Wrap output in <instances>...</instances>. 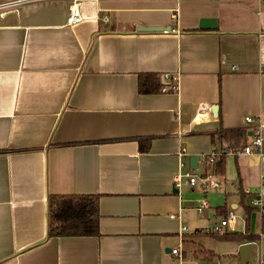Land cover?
I'll return each mask as SVG.
<instances>
[{"label": "crops", "instance_id": "0c3cea01", "mask_svg": "<svg viewBox=\"0 0 264 264\" xmlns=\"http://www.w3.org/2000/svg\"><path fill=\"white\" fill-rule=\"evenodd\" d=\"M15 1L0 10V264H185V204L198 212L209 189L176 177L193 156L215 176L200 158L227 144L211 135L247 116L264 136V0H79L74 26L72 0L0 4ZM143 73L178 89L140 95ZM51 195L99 196L100 235L48 238Z\"/></svg>", "mask_w": 264, "mask_h": 264}, {"label": "rangeland", "instance_id": "374dc122", "mask_svg": "<svg viewBox=\"0 0 264 264\" xmlns=\"http://www.w3.org/2000/svg\"><path fill=\"white\" fill-rule=\"evenodd\" d=\"M233 155H228L226 158V166L224 177L213 176L212 180L219 184V188L215 190H209L206 194V201L209 205V210H205L203 214H199L194 209H190L189 204H185L188 211H186L183 218V225L188 229V235L196 243V246L193 247L186 245L185 246V264H208L203 261L204 255L213 256L212 263L213 264H240L237 252L239 247L241 246L238 242L232 240H221L215 238L212 232L209 234V231L212 228L219 226L220 222L224 220L223 210H229V204L234 202L238 204L239 209L234 211V215L236 217V225L234 227L228 226L226 231L228 232H236L243 233L245 228V219L246 215L244 213V208L240 207V197L236 194H228L226 192L227 184H233L237 187L238 176L237 171L239 172V176L242 179L243 183V191L247 193L250 192L255 194L259 190V173L261 172L264 177V161H262L263 167L260 169L257 168L255 170L254 164L251 163L248 159H244L240 156H237L238 160V169L235 164V160H233ZM208 166V165H203ZM192 173L191 170H189ZM264 183V180H263ZM183 192L191 198L200 197L202 198L204 195L201 192L200 188L194 187L188 189L183 188ZM252 201L251 196L245 200V205L247 204L250 207V202ZM218 207L225 208L219 210ZM218 209V212H217ZM213 212L215 217L209 219V214ZM260 213L254 211L250 214L248 218V228L249 231L255 235L260 234ZM195 229H200L195 232ZM223 231H225L223 229ZM217 233V232H216ZM187 234V233H186ZM221 234V233H217ZM189 238V237H186ZM260 239V237H259ZM204 252V253H203ZM260 255L264 257V240H259L256 244L253 252L251 253L248 264H258V260Z\"/></svg>", "mask_w": 264, "mask_h": 264}, {"label": "trees", "instance_id": "16d2710c", "mask_svg": "<svg viewBox=\"0 0 264 264\" xmlns=\"http://www.w3.org/2000/svg\"><path fill=\"white\" fill-rule=\"evenodd\" d=\"M137 91L140 95L159 94L163 87L160 78L156 74L143 73L137 77ZM249 133L245 129L224 130L211 135L212 143L222 146L227 144L220 154L216 157L215 162L211 165V174L215 176H223L226 163V151L235 152L243 148L247 144ZM135 139V138H134ZM152 138H137V146L139 152L145 154L150 150V142ZM240 207L244 208L246 215L245 229L243 233L223 231L221 234L212 232L215 238L221 240H232L239 244L259 242L260 234L264 235V216L260 217V234L250 233L248 228V218L251 213L256 211L254 208L245 205L247 195L245 191L239 189ZM99 196L89 195H51L48 200V238H68V237H98L99 232V212H98ZM225 208H220V210ZM226 215V210H223ZM210 234V233H209ZM204 253V252H203ZM213 256L204 255L203 261L212 264Z\"/></svg>", "mask_w": 264, "mask_h": 264}, {"label": "built area", "instance_id": "2783aa9c", "mask_svg": "<svg viewBox=\"0 0 264 264\" xmlns=\"http://www.w3.org/2000/svg\"><path fill=\"white\" fill-rule=\"evenodd\" d=\"M73 6L70 7L68 15L66 17V24L68 26H74L76 25L80 20V13H79V7H78V1L79 0H72ZM19 3V1H15L13 3H2L0 4V10L8 9V7H13L14 4ZM232 70H235V66L232 67ZM163 81H168L167 77L163 78ZM172 82H175L174 79H172ZM178 89V85L175 82L173 86L170 88L163 86L160 89V93H175ZM244 129L249 133V142L247 144L235 152L226 151V156L233 155L234 157L237 156H247V157H254L255 159H258L259 164H262V161H264V136H263V129L260 127L259 124H255V120L252 117H245L244 118ZM181 155H183V150H181ZM218 156V153H216V150H213L207 155L206 157L200 158V161L207 165H213L215 162L216 157ZM180 167L182 168L183 165L181 164ZM182 179L186 180V183L194 186L195 183L199 182L201 187L203 189H217L219 188V184L215 183L211 176L205 175L203 172L198 176L194 174L191 176L188 172H182L180 175L176 177L175 180V186L178 187L180 185V182ZM264 177L263 175L260 176V185L259 190L255 194H249V192H245L247 195L251 196L252 201L250 202V207L254 208L257 212L260 213V217L264 216V183H263ZM205 208H208V203L206 199H202L200 203L197 205L196 209L199 213H201ZM236 217L234 215L233 210H229L227 212V215L223 221H221L219 226L215 227L211 232H217V233H223V229L225 230L228 226L233 227L235 224ZM181 233L186 232V228H181ZM264 240V235L260 234V241ZM258 243V242H257ZM257 243H254L255 246ZM255 248V247H254ZM253 252V251H252ZM171 254L174 256L179 255L177 249L171 250ZM251 255V254H250ZM213 264V263H212ZM258 264H264V257L260 255V258L258 260Z\"/></svg>", "mask_w": 264, "mask_h": 264}, {"label": "water", "instance_id": "95a60500", "mask_svg": "<svg viewBox=\"0 0 264 264\" xmlns=\"http://www.w3.org/2000/svg\"><path fill=\"white\" fill-rule=\"evenodd\" d=\"M215 20L210 18H205L199 22V29L202 31L205 30H213L215 28ZM169 27H144L141 26L136 29V32H148V33H157V32H169ZM163 84V83H162ZM216 107L213 108L215 110ZM212 110V111H213ZM214 112V111H213ZM250 136V135H249ZM199 158L197 156H193L190 158V170L194 171L196 175H200L202 173V168L198 167ZM176 193V191H174ZM255 244L252 242H247L241 244V246L238 249L237 255L240 261V264H248V261L250 259V254L254 250Z\"/></svg>", "mask_w": 264, "mask_h": 264}]
</instances>
